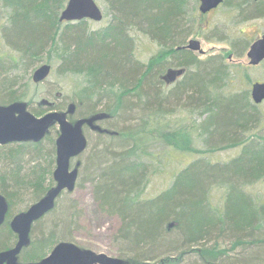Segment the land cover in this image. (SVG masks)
Returning <instances> with one entry per match:
<instances>
[{"label":"trees","instance_id":"1","mask_svg":"<svg viewBox=\"0 0 264 264\" xmlns=\"http://www.w3.org/2000/svg\"><path fill=\"white\" fill-rule=\"evenodd\" d=\"M189 1L107 0L114 13L111 21L106 27L91 30L88 19L60 21L68 0H0L7 12L2 33L7 44L21 53V59L29 60L28 64L51 51L58 61L59 74L82 79L77 96L62 105L47 100L30 108L27 102L35 115L67 111L70 104L75 105L74 113L68 116L71 121L108 115L96 122L106 131L93 130L102 147L94 145L82 162L79 158L86 149L76 161L81 162L79 177L80 170L85 173L92 169L90 180L99 210L121 219V228L114 236L120 246L116 258L126 264H221L229 248L249 246L244 263L264 264V240L260 238L264 202L247 190L248 185L264 178V136L244 135L262 120L261 104L253 101L250 90L232 89L238 65L226 56L201 60L183 47L197 25V16L187 8ZM252 16H264V10L258 7ZM132 29L149 35L164 55L141 61ZM236 44L229 57L242 55ZM170 68L184 69V73L173 88L165 90L170 84L164 75ZM8 69L0 63V85L7 92H0V105L7 100L23 101L26 96L25 90L16 89V79L9 84L6 77L1 79ZM130 99L134 101L131 107ZM176 108L205 115L193 130L204 136L207 152L231 146H241V152L223 164L197 159L179 171L165 191L152 198L141 197L150 172V163L143 155H151L145 148L153 139L142 131L163 130L158 141L180 150L191 148L193 131H183V126L179 129L178 124L167 120ZM130 110L134 112L132 118L120 117ZM118 119L130 125L118 129ZM87 130L85 125L84 132ZM59 134L55 124L38 141L0 144L1 149L16 144L14 151L0 153V159L14 161L8 167L5 161V171L0 173V193L9 205L0 227V251L13 248L18 240L11 220L55 185ZM179 139L184 144L179 145ZM215 185L227 188L222 211L211 203L210 191ZM71 193L64 191L54 209L34 223L30 243L19 254L20 262L42 260L60 241L78 244L77 202L65 197ZM23 201L28 204L21 209L15 207Z\"/></svg>","mask_w":264,"mask_h":264},{"label":"rangeland","instance_id":"2","mask_svg":"<svg viewBox=\"0 0 264 264\" xmlns=\"http://www.w3.org/2000/svg\"><path fill=\"white\" fill-rule=\"evenodd\" d=\"M229 0L225 4H222L219 8L209 14H202L199 11V1L190 0L187 3L189 12L197 16V25L194 27V33L187 38V43L190 39H198L201 42V47L204 50L203 53L194 51L196 56L201 60H206L211 56L224 55L231 63L238 65L235 69L238 71L237 80L232 83V89L250 90L255 82H264V61L259 65L253 66L249 64V58L247 52L253 41L260 38L264 34V16L255 17L251 14H246L249 11L261 7L264 10V0ZM98 5L102 8L104 18L101 21H87L88 27L91 30H98L106 27L111 21L112 9L109 7L107 0H96ZM259 2L260 5H257ZM241 5L242 13L240 14ZM258 6V7H257ZM252 12H255L252 11ZM7 12L3 10L0 5V63H4V66L9 67V72L2 76L6 77V84L16 79V89L18 91L25 90L26 96L23 101L30 102L31 107H39V103L46 99L51 101L55 105H62L66 101L76 97L78 91L82 85V79L78 75L74 74H59L58 61L52 56L51 51H47L43 54L40 60L33 61L28 64L29 60L21 59V53L12 49L3 36V29L7 23L5 15ZM252 16V17H251ZM136 36L137 52L136 55L143 62H149L154 57H162L164 52L161 46L151 39V37L137 29H132L131 35ZM240 46L242 55L240 57H233L229 59L230 51H233V43ZM240 43V44H239ZM49 63L52 66V70L48 77L42 82H35L33 80L34 71L41 65ZM17 64V66H16ZM9 65V66H8ZM175 86L170 84L165 86V90H169ZM8 88V87H7ZM6 88V89H7ZM0 85V92L7 93ZM20 93V92H19ZM58 96H57V95ZM19 95V94H18ZM3 99V97H2ZM2 101V100H1ZM2 103H4L2 101ZM130 107L133 106L134 101L130 99L128 101ZM6 104H10L7 100ZM130 110V113H126V116H120L121 118L130 119L134 115V112ZM259 115L261 121L258 125L246 132L244 135L257 134L259 137L264 136V102L259 106ZM204 114H190L186 111L176 108L174 113L169 115L167 120L178 124V128L183 126V131L191 132V148L189 150H180L173 146L166 144L163 141H158L160 134H164L163 130H145L142 131L144 135L153 138L150 142H147V150L151 155H143V159L149 162V176L141 197L152 198L171 186L177 173L186 168L192 162L197 159L209 160L211 163L223 164L227 163L241 152V146L221 147L214 152H207L204 136H199L198 131L194 133L193 127L197 122L204 120ZM125 119H118V129L129 126L125 123ZM132 120V119H131ZM137 123V122H135ZM131 127L134 122L132 120ZM156 135H151L152 133ZM181 133V132H180ZM89 145L85 153L79 158L82 162L86 161L91 149L95 146L102 147L101 143L97 139L98 137L93 131L89 129L85 132ZM242 132H238V135ZM162 138V137H161ZM179 145L184 144L179 139ZM95 145V146H94ZM12 149V150H11ZM16 144L6 145L3 149L0 148V153L5 154V151H14ZM92 152V151H91ZM6 159H0V173H3L4 162ZM10 166L14 165V161L7 160ZM12 162V164H11ZM77 161H72V167L76 165ZM86 170L83 173L80 170V177L78 185L71 194L66 195L68 199H73L77 202L78 212L80 216V227L75 231L78 244L84 248L94 250L96 253H105L111 257H119L118 251L120 246L114 241V236L121 228V219L118 216H112L99 210L98 204L93 196L92 182L90 177L92 175V169ZM247 190L253 193L261 201L264 202V178L254 182L247 186ZM211 203L217 209L222 211L225 206L227 188L226 186L215 185L211 187ZM23 203L15 205L16 208H23ZM261 240H264V229L261 232ZM225 247L224 244H221ZM231 244H229L230 246ZM264 246V245H263ZM250 247H239L236 250L228 249L227 257L221 258V264H245V255ZM249 253H251L249 251ZM194 259V258H193Z\"/></svg>","mask_w":264,"mask_h":264},{"label":"water","instance_id":"3","mask_svg":"<svg viewBox=\"0 0 264 264\" xmlns=\"http://www.w3.org/2000/svg\"><path fill=\"white\" fill-rule=\"evenodd\" d=\"M203 13L217 7L223 0H200ZM104 18L102 8L96 0H68L60 15V21H80L90 19L101 21ZM184 48L203 53L201 42L190 39ZM249 64L256 66L264 61V34L255 40L247 52ZM52 66L45 63L33 73L37 83L44 81L50 74ZM184 73V69L170 68L164 75L167 83L174 82ZM251 95L256 104L264 102V82H255L251 87ZM48 101L43 100L42 103ZM75 111L70 104L67 111L50 110L42 116L29 110L25 101H16L0 105V144L12 142L38 141L42 139L52 125L59 126L60 134L56 140V168L53 173L55 185L27 210L17 214L10 222L18 240L13 248L0 251V264H126L125 261L111 257L105 253H96L92 249L82 248L77 243L60 241L42 260L35 263H22L19 254L30 243V234L35 222L50 213L59 196L64 191L75 190L81 162L72 167V160L78 158L87 148L88 141L84 134V126L88 125L100 132L106 131L96 122L108 115L100 113L92 117L71 121L68 116ZM9 205L6 197L0 193V227L5 222Z\"/></svg>","mask_w":264,"mask_h":264},{"label":"flooded vegetation","instance_id":"4","mask_svg":"<svg viewBox=\"0 0 264 264\" xmlns=\"http://www.w3.org/2000/svg\"><path fill=\"white\" fill-rule=\"evenodd\" d=\"M197 1H199V11H200L202 14H209V13L215 11L217 8H219L222 4H225L226 2H228L229 0H223V1H222L217 7L211 9L210 11H208V12H206V13H203V12L200 10L201 1H200V0H197ZM252 2H254V0H253ZM257 3H259V2H257ZM242 8H243V6L241 5V9H240V12H239L240 14L242 13ZM254 10H255V12H252V11H254ZM256 12H258V8H255V9L249 11V12L246 13V14H251V15H253V14L256 13ZM186 49H188V48H186ZM168 70H169V69H168ZM168 70H167V71H168ZM177 80H179V78H178ZM177 80H176V81H177ZM173 83H175V81H174ZM173 83H169V84H173ZM88 129L91 130V131L94 130V129H92L90 126H88Z\"/></svg>","mask_w":264,"mask_h":264}]
</instances>
